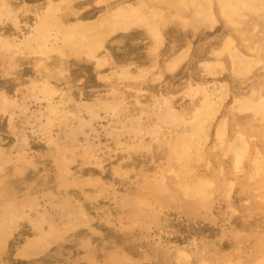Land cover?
I'll return each mask as SVG.
<instances>
[{
	"label": "rangeland",
	"instance_id": "obj_1",
	"mask_svg": "<svg viewBox=\"0 0 264 264\" xmlns=\"http://www.w3.org/2000/svg\"><path fill=\"white\" fill-rule=\"evenodd\" d=\"M21 262L264 264V0H0V264Z\"/></svg>",
	"mask_w": 264,
	"mask_h": 264
},
{
	"label": "trees",
	"instance_id": "obj_2",
	"mask_svg": "<svg viewBox=\"0 0 264 264\" xmlns=\"http://www.w3.org/2000/svg\"><path fill=\"white\" fill-rule=\"evenodd\" d=\"M79 74L77 78H82L84 83L82 87L88 91L92 88H99L101 85L97 82L96 75L93 70L92 65L79 64L75 65V69L72 70V74ZM18 264H26V262H21Z\"/></svg>",
	"mask_w": 264,
	"mask_h": 264
},
{
	"label": "bare ground",
	"instance_id": "obj_3",
	"mask_svg": "<svg viewBox=\"0 0 264 264\" xmlns=\"http://www.w3.org/2000/svg\"><path fill=\"white\" fill-rule=\"evenodd\" d=\"M206 5H207V3H206ZM205 5V6H206ZM208 9L210 8V7H207ZM207 16V15H206ZM137 20V19H136ZM138 21V20H137ZM127 22V23H126ZM125 23V27H128L130 24H132V21H126ZM136 22V21H135ZM134 23V22H133ZM128 25V26H127ZM134 25V24H133ZM111 27V26H110ZM130 27V26H129ZM95 30V29H94ZM105 31V30H104ZM93 33V32H92ZM102 41V40H101ZM247 63V62H246ZM247 65V64H246ZM249 66V65H248ZM243 68V67H242ZM240 72V71H239ZM31 244V243H30ZM29 244V245H30ZM33 245H35V244H33ZM32 245V246H33ZM32 246H30V247H32ZM30 249H32V248H30ZM17 255L19 256V257H27V255H29V253H28V249L27 248H24V249H22V251H19L18 253H17ZM31 256V255H30ZM29 257V256H28Z\"/></svg>",
	"mask_w": 264,
	"mask_h": 264
}]
</instances>
